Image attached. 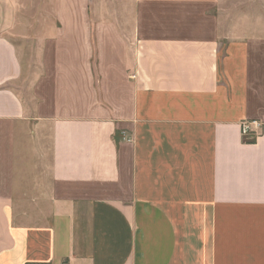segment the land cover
<instances>
[{"label":"crops","instance_id":"crops-1","mask_svg":"<svg viewBox=\"0 0 264 264\" xmlns=\"http://www.w3.org/2000/svg\"><path fill=\"white\" fill-rule=\"evenodd\" d=\"M231 2L54 0L34 71L0 0V264H264V33Z\"/></svg>","mask_w":264,"mask_h":264},{"label":"rangeland","instance_id":"rangeland-1","mask_svg":"<svg viewBox=\"0 0 264 264\" xmlns=\"http://www.w3.org/2000/svg\"><path fill=\"white\" fill-rule=\"evenodd\" d=\"M19 25L21 36L17 43L23 51L21 57L25 66L37 70V49L41 46L38 41L40 33H46L48 19L58 14L54 0H19ZM134 0H88V14L91 18L103 19L105 25L111 20H118L123 25L129 11L132 10ZM231 18L239 22L248 20V26L256 27V31L264 33V0H232ZM110 24V23H109ZM240 25V24H239ZM27 60V61H26ZM34 79V78H33Z\"/></svg>","mask_w":264,"mask_h":264},{"label":"built area","instance_id":"built-area-1","mask_svg":"<svg viewBox=\"0 0 264 264\" xmlns=\"http://www.w3.org/2000/svg\"><path fill=\"white\" fill-rule=\"evenodd\" d=\"M261 124L257 120L244 121L241 124L243 137L254 139L257 135L255 129L260 128Z\"/></svg>","mask_w":264,"mask_h":264},{"label":"trees","instance_id":"trees-1","mask_svg":"<svg viewBox=\"0 0 264 264\" xmlns=\"http://www.w3.org/2000/svg\"><path fill=\"white\" fill-rule=\"evenodd\" d=\"M243 140H245V141H247V142H252L254 139L247 138V137H243Z\"/></svg>","mask_w":264,"mask_h":264}]
</instances>
